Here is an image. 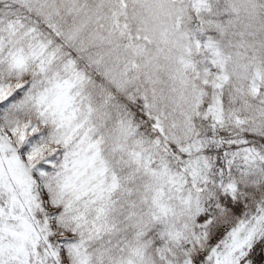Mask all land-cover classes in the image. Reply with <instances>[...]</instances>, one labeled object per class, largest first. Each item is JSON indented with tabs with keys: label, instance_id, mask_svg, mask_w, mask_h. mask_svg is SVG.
I'll use <instances>...</instances> for the list:
<instances>
[{
	"label": "snow or ice",
	"instance_id": "obj_1",
	"mask_svg": "<svg viewBox=\"0 0 264 264\" xmlns=\"http://www.w3.org/2000/svg\"><path fill=\"white\" fill-rule=\"evenodd\" d=\"M0 264H264V0H0Z\"/></svg>",
	"mask_w": 264,
	"mask_h": 264
}]
</instances>
